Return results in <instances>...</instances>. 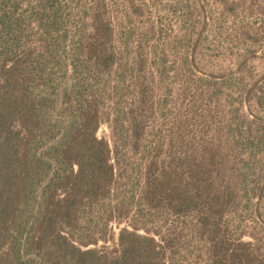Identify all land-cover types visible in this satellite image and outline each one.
<instances>
[{"label": "rangeland", "instance_id": "1", "mask_svg": "<svg viewBox=\"0 0 264 264\" xmlns=\"http://www.w3.org/2000/svg\"><path fill=\"white\" fill-rule=\"evenodd\" d=\"M29 1L16 0L19 44L35 50L42 35ZM55 3L51 72L95 81L96 135L114 145L131 204L146 171L175 175L194 198L188 209L163 201L133 219L172 240V264H210L220 241L264 264V0ZM102 43L117 59L99 72L86 48ZM110 106L119 120L139 113L136 145Z\"/></svg>", "mask_w": 264, "mask_h": 264}, {"label": "trees", "instance_id": "2", "mask_svg": "<svg viewBox=\"0 0 264 264\" xmlns=\"http://www.w3.org/2000/svg\"><path fill=\"white\" fill-rule=\"evenodd\" d=\"M17 5L0 0V264H172V240L133 217L163 201L176 211L190 208L188 183L146 171L131 204L114 145L96 135L102 96L95 81L73 74L57 80L51 72L55 0L28 2L42 35L35 50L19 44ZM86 52L99 72L116 63L103 43ZM112 110L108 117L136 145L139 113L129 109L119 120ZM223 247H212L210 264H247Z\"/></svg>", "mask_w": 264, "mask_h": 264}]
</instances>
